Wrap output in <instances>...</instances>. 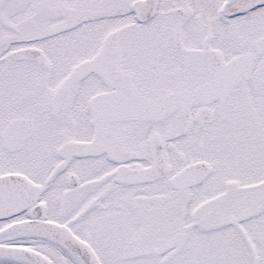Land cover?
<instances>
[{"label": "snow or ice", "instance_id": "1", "mask_svg": "<svg viewBox=\"0 0 264 264\" xmlns=\"http://www.w3.org/2000/svg\"><path fill=\"white\" fill-rule=\"evenodd\" d=\"M0 264H264V0H0Z\"/></svg>", "mask_w": 264, "mask_h": 264}]
</instances>
